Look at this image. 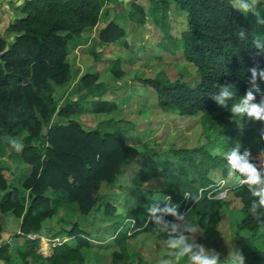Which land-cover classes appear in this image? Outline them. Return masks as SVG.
<instances>
[{"label": "trees", "instance_id": "obj_1", "mask_svg": "<svg viewBox=\"0 0 264 264\" xmlns=\"http://www.w3.org/2000/svg\"><path fill=\"white\" fill-rule=\"evenodd\" d=\"M102 2L23 0L12 8L17 15L0 34V149L8 148L10 154L29 165V172L19 183L27 191L26 197L20 196L16 186H11L0 202V213L10 212L18 218L20 233H34L39 230L41 219L53 212L46 195L50 190L74 203L81 215L100 214L91 221L99 218L101 222L108 221L110 225L102 231L110 237L113 248L110 264H129L132 259L139 261V257L128 247L127 240L142 230L154 229L147 213L154 198L171 197L180 211L186 209L190 222L199 225L227 204L225 200L206 195L216 189L215 177H218L226 182L227 193L239 203V208L233 210L238 216L237 229L255 231L262 227L250 214V204L255 198L246 185L239 183L238 177L229 174L224 153L239 142L241 152L245 148L250 150L252 161L259 163L264 152L259 130L264 124L247 117L233 120L228 109L219 107L212 95L218 91L219 84H231L234 97L229 104L238 102L250 87L248 69L253 66L264 69V54H257L252 44L258 35L264 39V26H258L251 13L245 15L234 9L230 0H172L184 13V28L175 37L170 34L168 0H147L146 8L136 2L128 5L132 9L127 13L128 19L141 27L148 17L161 33L164 43L160 45L171 55L178 51L196 74L189 83L182 71L174 78L158 72L153 77H137L140 85L152 90L159 111L173 113L178 118L193 117L201 131L216 141L212 143L209 137L208 145L170 146L169 151L176 159H164L161 167L154 158L155 153H140L134 143L127 141L129 133L118 127L104 125L103 121L90 130L81 128L68 117L75 112L78 101L59 106L55 101L54 87L70 78L65 58L68 42L97 23ZM241 29L246 33L244 38L238 36ZM123 36V29L113 21L97 32L99 43L116 42ZM109 70L116 76L122 74L119 59L112 61ZM92 78L88 74L80 76L87 90L93 89L89 85ZM257 84L259 100L264 94V82L258 78ZM54 115L65 119V123L52 121ZM7 137L20 140L22 151L13 150ZM215 146L222 153L211 152ZM128 167L132 172L122 202L126 214H114L112 207L100 200L98 183L113 184ZM154 177L165 184L158 188L145 186V181ZM5 186L0 173V189L4 190ZM185 193L192 197L199 195L200 199L195 202L187 199L184 204ZM258 212L264 215V210L258 209ZM62 232L71 242L56 241L49 255L35 253L37 238H26L20 255L29 256L36 264H84L81 248L89 246V230L79 228L76 221ZM6 251V246L0 245V259L9 264ZM252 258L256 261L254 264H264V249Z\"/></svg>", "mask_w": 264, "mask_h": 264}, {"label": "rangeland", "instance_id": "obj_2", "mask_svg": "<svg viewBox=\"0 0 264 264\" xmlns=\"http://www.w3.org/2000/svg\"><path fill=\"white\" fill-rule=\"evenodd\" d=\"M131 2H136L144 8L147 6V0H103L98 21L102 23L109 20L121 26L124 32L122 40L99 43L96 35L91 36L90 32L83 47L76 48L77 44H72L65 55L70 78L55 86L53 94L57 106L75 100L79 102L75 112L68 117L78 123L81 128L90 130L103 121H105L104 125L118 127L129 133L127 141L134 143L140 153H155L154 158L162 167L165 164L163 163L164 159L170 161L176 159L169 151L170 146L184 145L190 148L204 145L210 135H205L201 131L200 125L193 117L178 118L173 113L159 111L154 106L156 104L152 90L147 86L140 85L137 80V77H153L158 72H163L169 78H174L178 71H182L184 80L191 83L196 78V74L194 67L184 62L178 51L171 55L160 45L163 42L161 33L148 17L141 27L136 26L128 19L127 13L132 10L128 5ZM261 15L264 16V12H261ZM168 23L170 34L178 37V30L184 28V13L172 0H168ZM114 59H119V69L122 72L119 76L109 70ZM83 74L93 76L89 80V85H92L93 89L87 90L80 82V76ZM108 119L112 121H106ZM64 120L57 115L52 118V121L60 124L65 123ZM123 135L126 136L124 132ZM210 140L216 144L212 135ZM210 146L211 144H209ZM0 151H2L0 153V173L6 184V190L1 192L0 202L11 186H16L20 196L26 197L27 191L22 189L19 183L28 174L29 165L26 167L20 159L10 154L6 147ZM211 152L222 153L216 146ZM131 172V167H128L118 175L113 184L98 183L97 194L101 197L100 200L106 201L112 207L114 214H121L120 210ZM217 178L215 177V185H222L221 189L224 191L223 194H219V196L221 195L219 199L225 200L224 202L227 204L221 205L213 217H205L199 225H196L198 226L196 240L207 248L219 252L222 264L227 260L228 250L232 246L242 250L245 264H254L256 261L252 255L264 249V226L255 231L237 229L238 216L233 210L239 208V203L230 193H227L229 189L226 182ZM164 184V181L158 177L145 181V186L149 188H158ZM215 190L211 191L213 198L217 196ZM49 191L46 192L50 198L48 206L53 209V212L50 216H44L41 219L38 231L27 233L26 237L20 235L17 227L19 219L12 216V223L6 224L7 222L2 221L0 237L4 235V229L13 228L10 235L18 233L9 235L13 242L22 244L25 243L27 237L37 238L35 253L46 256L56 244V240L59 239L65 243L71 242V238L66 237L62 230L69 229L72 223L80 219L79 224L89 230L88 242L107 244L106 246L94 244L87 248L82 247L84 264H110V252L113 248L108 246L110 240L102 232V228H108L109 222L106 220L101 222L99 218L96 221L98 223L87 226L86 224L90 223L93 216L97 218L100 214L92 215L91 212H88L81 215L74 203L63 200L56 193ZM181 212H186V209L183 208ZM1 219H5V215L2 213H0ZM93 228L95 229L93 230ZM164 239L165 237L155 232L154 229L142 230L128 239V247H131L139 257V261L132 259L129 264H158V260L162 257L171 258L168 257L170 250L164 244ZM16 248L17 244L10 249V264L36 263L29 256L23 258ZM171 259H173V264H189L186 257L178 262L174 258Z\"/></svg>", "mask_w": 264, "mask_h": 264}, {"label": "clouds", "instance_id": "obj_3", "mask_svg": "<svg viewBox=\"0 0 264 264\" xmlns=\"http://www.w3.org/2000/svg\"><path fill=\"white\" fill-rule=\"evenodd\" d=\"M230 4L242 14L251 13L256 17L257 25L264 26V16H261V12H264V0H230ZM245 35L244 29L238 33L240 38H244ZM252 44L253 48L258 50L257 54H264V39L258 35L253 39ZM248 71L250 72V87L243 96L239 97L238 102L229 104L233 101L234 92L233 85L227 83L218 85V91L212 95V99L219 107L227 108L232 119L247 117L250 121L264 124V94L259 96V100L256 95L260 92L257 79L264 82V69L253 66ZM259 136L260 140L264 141V127L260 128ZM6 140L13 150L22 151L23 144L20 140L8 137ZM241 147L242 145L236 142L224 153V159L229 174L238 177L239 183L242 186L246 185L251 197L255 198L250 204V214L259 225L264 226V215L258 212V209L264 210V152L260 154L259 163H254L250 150L245 148L241 152ZM184 197L193 202L200 199L199 196L192 197L190 193H185ZM161 201L163 206H161ZM120 212L126 214L124 209ZM147 213L154 225V231L165 237L163 242L170 250L168 257L174 258L177 262L186 257L189 264H222L219 252L197 242L198 226L190 222L188 212H181L178 206L171 202V197L166 196L164 200L154 198L147 207ZM167 216H171L172 219H165ZM128 222L134 223L133 220ZM171 258L162 257L158 260V264H173ZM223 264H245L242 250L232 246Z\"/></svg>", "mask_w": 264, "mask_h": 264}, {"label": "crops", "instance_id": "obj_4", "mask_svg": "<svg viewBox=\"0 0 264 264\" xmlns=\"http://www.w3.org/2000/svg\"><path fill=\"white\" fill-rule=\"evenodd\" d=\"M23 0H0V34H3L4 33V29L7 27V25H8V23L9 22H11V20L15 17V15H17V13H15V12H13V10H12V8H14V7H16V6H18L21 2H22ZM107 22H109V20H105V21H103L102 23H100L99 21H97V23L92 27V28H90V29H87V30H84L83 32H81V34L77 37V38H75V40H71L70 42H68V48H70V46L72 45V44H77V46H76V48H78V47H83L85 44V42L87 41V38H88V34L91 32L92 33V35L91 36H93V35H96V37H97V32H98V30L101 28V27H103ZM155 106V105H154ZM156 107V106H155ZM25 166L26 167H28V165H26L25 164ZM6 190V188L3 190V191H5ZM1 192H2V190H0V196H1ZM2 215H5V219H1L0 220V227H1V223H2V221H5V222H7L6 224H8V223H12L11 222V220H12V214L10 213V212H5V214L4 213H2ZM94 219H96V217L94 218ZM91 220V219H90ZM77 221H78V224H79V222H80V219H77ZM95 223H98V222H96V221H90V224L88 223V224H86L87 226L88 225H94ZM19 224V221H18V223H17V225ZM83 225H80L79 224V228H83L82 227ZM18 227V226H17ZM15 228V227H14ZM95 228H93V230H94ZM13 230V228H8V229H4V235L2 236V237H0V245H5L6 246V252H7V254H8V256H9V260H10V263H11V255H10V249H11V247L12 246H14L15 244H17V248H16V250H17V252H19L20 253V250L25 246V243H22V244H20V243H18V242H13L12 241V238L10 237V236H12L13 234H20V235H25V237H26V235L27 234H22V233H20V232H18V233H13L12 235H10L11 233H10V231H12ZM98 232V231H97ZM103 232V231H102ZM104 234H105V232H103ZM10 235V236H9ZM107 237H108V234H105ZM93 236H95V234H93ZM92 236V237H93ZM27 238H31V237H27ZM108 239L110 240V237H108ZM59 240V239H58ZM58 240H56V241H58ZM55 241V242H56ZM60 241V240H59ZM111 242V241H110ZM94 244H96V245H102V246H106L107 244L106 243H103V244H101V243H92V242H89V245H94ZM108 246H110V243H109V245ZM111 248V247H110ZM51 252V251H50ZM50 252H49V254H50ZM48 254V255H49ZM41 255V254H40ZM42 256H44V255H42ZM47 256V255H46ZM1 263H3V264H8V263H6V262H4L3 260H1L0 259V264ZM9 263V264H10ZM37 263V262H36ZM35 263V264H36Z\"/></svg>", "mask_w": 264, "mask_h": 264}, {"label": "built area", "instance_id": "obj_5", "mask_svg": "<svg viewBox=\"0 0 264 264\" xmlns=\"http://www.w3.org/2000/svg\"><path fill=\"white\" fill-rule=\"evenodd\" d=\"M221 186H222V185L217 186V187H216V190L214 191V192L217 194V196H215L216 199H219V197L221 196V195L219 196V194H220V193L223 194V192H224V191L221 189ZM211 191H213V190H211ZM211 191H208L206 195H207V196H210V197H214L213 194L210 195V194H211ZM198 196H199V195H198ZM186 200H187V199L183 196L182 201H183L184 204H186Z\"/></svg>", "mask_w": 264, "mask_h": 264}]
</instances>
